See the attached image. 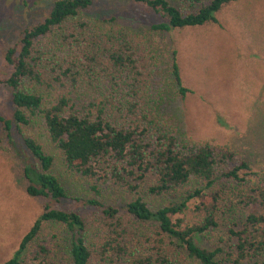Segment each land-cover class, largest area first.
<instances>
[{
  "label": "trees",
  "instance_id": "1",
  "mask_svg": "<svg viewBox=\"0 0 264 264\" xmlns=\"http://www.w3.org/2000/svg\"><path fill=\"white\" fill-rule=\"evenodd\" d=\"M97 1L56 0L6 53L14 110L0 115V147L19 145L26 191L44 208L0 264H264V166L163 121L152 47L117 15H88ZM129 1L162 33L219 23L234 0ZM171 70L185 96L175 49ZM63 173L88 187L72 193ZM105 184L132 195L110 203ZM48 223L64 236L45 237ZM216 229L224 243L197 242Z\"/></svg>",
  "mask_w": 264,
  "mask_h": 264
},
{
  "label": "rangeland",
  "instance_id": "2",
  "mask_svg": "<svg viewBox=\"0 0 264 264\" xmlns=\"http://www.w3.org/2000/svg\"><path fill=\"white\" fill-rule=\"evenodd\" d=\"M55 1L0 0V79L11 71L5 59L10 46L20 41L26 28L43 21ZM171 1L184 8L189 3ZM103 13L117 15L152 47L156 70L153 81L160 93L156 99L163 121L199 140L228 144L253 163L264 166V0H234L218 15L219 23L162 33L151 32L147 13L129 0H99L87 10L93 16ZM174 49L183 86L190 89L185 96L178 92L172 75ZM13 110L10 89L0 83V115L12 116ZM13 135L20 144L22 137L16 132ZM16 147L9 142L0 147V262L14 256L44 208L43 198L26 191L25 161ZM64 168L58 170L65 172ZM61 177L72 193L83 191L81 180L88 187L78 174L70 177L63 173ZM147 183L141 185L145 187ZM103 192L110 203L119 206L132 195L128 187L118 189L109 184L104 185ZM54 233L62 234L61 227L48 223L45 237ZM221 235L226 236L223 229H216L197 235L196 240L216 247L224 243ZM26 264L35 262L29 260Z\"/></svg>",
  "mask_w": 264,
  "mask_h": 264
}]
</instances>
